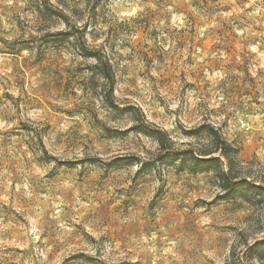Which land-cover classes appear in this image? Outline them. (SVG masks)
I'll use <instances>...</instances> for the list:
<instances>
[{
    "label": "clouds",
    "instance_id": "9594fccd",
    "mask_svg": "<svg viewBox=\"0 0 264 264\" xmlns=\"http://www.w3.org/2000/svg\"><path fill=\"white\" fill-rule=\"evenodd\" d=\"M0 191V264H264V0H0Z\"/></svg>",
    "mask_w": 264,
    "mask_h": 264
},
{
    "label": "rangeland",
    "instance_id": "374dc122",
    "mask_svg": "<svg viewBox=\"0 0 264 264\" xmlns=\"http://www.w3.org/2000/svg\"><path fill=\"white\" fill-rule=\"evenodd\" d=\"M3 201V192L0 191V202ZM0 232H3L5 226L16 225L19 228L20 225H28V221L20 213L15 212V209L8 208L7 206L3 211H0ZM8 231L12 232L13 229L8 227ZM27 251L23 249V246L16 239L9 237L8 239L0 238V253H11L13 251ZM71 251V248H70ZM7 259V257H6Z\"/></svg>",
    "mask_w": 264,
    "mask_h": 264
}]
</instances>
